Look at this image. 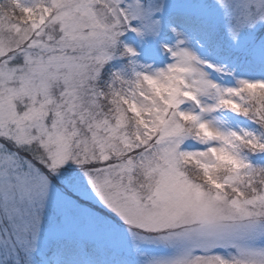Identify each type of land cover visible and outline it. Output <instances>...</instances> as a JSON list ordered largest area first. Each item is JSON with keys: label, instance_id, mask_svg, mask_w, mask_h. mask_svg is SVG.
<instances>
[{"label": "snow or ice", "instance_id": "6c2138e0", "mask_svg": "<svg viewBox=\"0 0 264 264\" xmlns=\"http://www.w3.org/2000/svg\"><path fill=\"white\" fill-rule=\"evenodd\" d=\"M0 264H264V0H0Z\"/></svg>", "mask_w": 264, "mask_h": 264}]
</instances>
